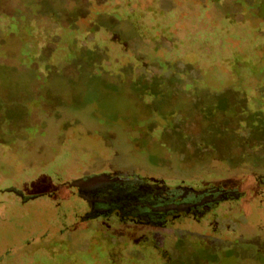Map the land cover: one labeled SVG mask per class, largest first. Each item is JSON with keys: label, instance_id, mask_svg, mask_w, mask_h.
Returning a JSON list of instances; mask_svg holds the SVG:
<instances>
[{"label": "rangeland", "instance_id": "374dc122", "mask_svg": "<svg viewBox=\"0 0 264 264\" xmlns=\"http://www.w3.org/2000/svg\"><path fill=\"white\" fill-rule=\"evenodd\" d=\"M236 1L0 0V264H162L61 234L85 206L64 182L106 170L254 188L220 206L238 234L187 221L215 236L175 264H264V0Z\"/></svg>", "mask_w": 264, "mask_h": 264}, {"label": "flooded vegetation", "instance_id": "af4514ba", "mask_svg": "<svg viewBox=\"0 0 264 264\" xmlns=\"http://www.w3.org/2000/svg\"><path fill=\"white\" fill-rule=\"evenodd\" d=\"M255 2L256 0L236 1L240 6L249 5L250 12L256 15L259 14V8L258 4L255 6ZM254 91L261 89L255 87ZM241 100L246 101L245 98H241L240 102ZM257 110V114L261 115V108L257 107ZM260 179V185L264 187V177ZM64 185L70 187L73 194L84 201L85 206L74 218L79 221L64 227L61 234L69 229L77 230L83 223H93V231L109 239L116 255L117 251L121 255L127 251L129 260L133 259L130 261L139 262L145 258L143 251H153L148 254L151 260L154 257L162 259V264H175L180 253L178 249L191 250L192 246L188 242L190 238L202 240L205 244L213 241L215 234L191 231L187 225L185 227L187 221L203 222L210 217L211 224L216 226L220 216L236 218L234 213L237 209L232 206L221 209L220 206L224 202L248 197V190L252 194L256 191L252 187L247 188L248 190L241 189L238 184L225 182L202 183L199 187L181 184L169 186L111 170L67 179ZM6 191L15 194L22 202L38 196L54 197L58 193L55 189L30 195L19 188ZM237 218L233 219L237 224L234 229L227 225L232 231L235 230V234H238L240 223ZM59 240L56 243L64 241ZM68 243H72V239Z\"/></svg>", "mask_w": 264, "mask_h": 264}, {"label": "trees", "instance_id": "16d2710c", "mask_svg": "<svg viewBox=\"0 0 264 264\" xmlns=\"http://www.w3.org/2000/svg\"><path fill=\"white\" fill-rule=\"evenodd\" d=\"M236 161V160H235ZM237 162V161H236Z\"/></svg>", "mask_w": 264, "mask_h": 264}]
</instances>
